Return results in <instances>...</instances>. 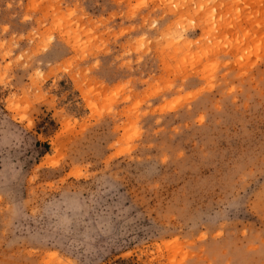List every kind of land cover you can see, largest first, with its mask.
Listing matches in <instances>:
<instances>
[{
	"label": "rangeland",
	"instance_id": "obj_1",
	"mask_svg": "<svg viewBox=\"0 0 264 264\" xmlns=\"http://www.w3.org/2000/svg\"><path fill=\"white\" fill-rule=\"evenodd\" d=\"M0 264H264V0H0Z\"/></svg>",
	"mask_w": 264,
	"mask_h": 264
}]
</instances>
